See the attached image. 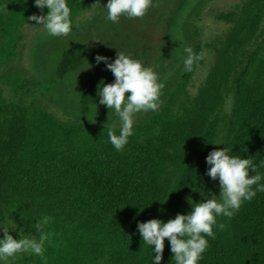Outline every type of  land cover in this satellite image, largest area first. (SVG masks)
<instances>
[{
    "label": "trees",
    "instance_id": "trees-1",
    "mask_svg": "<svg viewBox=\"0 0 264 264\" xmlns=\"http://www.w3.org/2000/svg\"><path fill=\"white\" fill-rule=\"evenodd\" d=\"M96 1L68 0L72 21L90 11ZM8 2L4 14L0 0V224L15 222L25 234L39 237V223L46 237L43 257L25 253L8 264H151V249L138 232V222L153 218L166 222L191 210L188 197L200 202L203 196L194 190L200 187L204 192L210 178L206 174L210 151L225 147L257 165L264 161V0H250L238 13L221 16L234 24L227 42L228 69L222 75L214 72L194 101L186 91L197 64L191 72L183 70L160 111L135 124L134 135L119 152L108 141L113 127L62 121L39 105L7 96L4 84L15 86L19 94L20 78L4 75V69L17 61L24 30L36 22L28 17L47 12L41 13L34 0ZM101 2L105 18L107 0ZM186 2L153 0L150 9L164 7L165 12V7L175 6L176 12ZM151 19L159 25L157 18ZM101 21L100 16L95 39L101 34ZM153 31L150 47L159 50L157 35L162 37L164 32H158V27ZM139 35L135 33L138 42H132L133 57L143 56L144 64L156 70L165 56L156 61L152 52L147 59V46ZM100 37V41L83 37L80 44L60 43L52 50L58 55L59 78L83 73L79 98L85 111L101 105L97 97L101 80L115 79L103 62L96 65L97 54L109 62L117 56L103 42L108 35ZM194 52H201L200 44ZM228 90L234 94V106L230 115H223L220 108ZM182 96L191 107L185 103L182 114L175 113ZM101 106L108 117L116 116ZM169 167L176 168L170 190L163 182ZM259 171L264 173V168ZM218 223L224 228L214 229L215 238H208L200 264H264V192L245 202L233 217L218 218ZM173 255L166 238L161 264H175Z\"/></svg>",
    "mask_w": 264,
    "mask_h": 264
},
{
    "label": "rangeland",
    "instance_id": "rangeland-1",
    "mask_svg": "<svg viewBox=\"0 0 264 264\" xmlns=\"http://www.w3.org/2000/svg\"><path fill=\"white\" fill-rule=\"evenodd\" d=\"M248 1L250 0H187L176 12L177 7L175 6L165 7V12L164 7L158 10L149 9L142 18H132L129 23L126 17H121L118 23L113 24V22L106 21L103 18V3L101 0H97L90 11L73 21L74 31L65 37H52L47 34L43 26L36 25V22L31 23L24 30V44L17 61L11 67L4 69V75H10L16 79L20 78V84L18 83V86H20L19 94L14 90L15 86L4 84L7 96L12 101L24 99L28 104L39 105L62 121L73 123L94 122L101 126L113 127L116 125V128H118V117H108L101 105H93L92 108L86 111L82 109L79 94L82 88L83 73L77 72L65 79L59 78L56 69L58 55L54 52L55 50L52 51L54 46L60 43L80 44L83 37L95 39L96 25L99 23L101 16L103 27L100 25V32L102 35H108V38L103 39V42H108L113 50H119L126 54L131 53L134 56L136 52L133 51L132 42L134 40L138 42V38L134 37L136 33V35L140 34L141 39H144L142 41L143 45L147 46L145 48L148 52L147 59L151 57L152 52V59L157 57L156 61L163 59L165 56L156 69L160 80L164 83V88L161 90L160 107L154 112L148 111L136 114L135 124H137L160 111L167 102L168 94L173 88L176 78L184 70L183 58L186 55L184 53L186 47H191L194 51L195 46L200 44L201 52L204 54V58L197 63L196 71L187 87L186 93L191 101L196 100L201 95L214 72H219L222 75V72L228 69L231 54L226 52L228 49L227 42L234 24L221 19V16L238 13L240 7ZM5 5H7V9L4 8ZM3 8L4 14L7 13L8 0H3ZM152 17L154 20L157 18L159 25H153ZM117 25L119 26L116 30ZM156 27H158V32L163 29L164 35L162 37L157 35L159 50L156 48L157 46H154V50H152L150 39ZM262 30H264V22ZM100 36H97L95 40L100 41V38H103ZM129 37L132 38L131 41H129ZM137 57L140 59L139 55ZM141 59L144 63L146 62L143 56ZM240 67L241 65H238L235 72ZM229 89H232V79ZM230 90L225 92L224 102L220 108L223 115H230L234 106V94ZM28 91H30V94L25 95ZM184 104L186 108L191 107L185 96H182L178 99L174 112H181L182 114L181 107ZM174 169L176 168L169 167L163 176L164 185L168 190L172 188L175 181L171 182ZM204 193L218 196L219 183L215 184L209 178ZM10 225L11 222L6 224V227ZM19 229L17 227L16 232L9 229V232L14 238H18ZM23 255L25 253L18 254L15 258Z\"/></svg>",
    "mask_w": 264,
    "mask_h": 264
},
{
    "label": "clouds",
    "instance_id": "clouds-1",
    "mask_svg": "<svg viewBox=\"0 0 264 264\" xmlns=\"http://www.w3.org/2000/svg\"><path fill=\"white\" fill-rule=\"evenodd\" d=\"M152 4L153 0H107L104 6L107 10L105 19L118 23L121 17L142 18ZM34 6L41 13L45 9L47 12L33 14L28 20L43 26L48 35L65 37L74 31L68 0H34ZM4 8L7 9V5ZM184 53L185 72L193 71V66L204 58L202 52L195 53L191 47H186ZM95 60L96 65L103 62L115 77L111 83L101 80L97 97L99 104L113 110L118 117V131L114 130V125L107 135L115 150L123 151L129 143V137L134 135L136 114L154 112L160 107L164 83L154 67L146 66L131 53L118 50L113 62H109L108 57L97 54ZM206 164L209 166L207 176L213 181H219L218 196L205 194L199 187L194 191L200 192L204 198L197 203L188 197L191 210L187 214L178 213L175 218L166 222L158 218L138 222V232L151 249V264H161L166 238L170 243V251L174 254L175 264H200L209 247L208 238H215L214 229L224 228L223 223H218V218L233 217L245 202H251L258 192H264V173L259 171L264 168V161L257 165L250 158L232 155L224 147L210 151L206 156ZM250 172L254 174L250 175ZM17 227L15 222L7 227L0 224V231L3 233L0 238V264H8L9 260L15 259L21 253L40 257L44 255L46 237L43 226L39 223L36 225L39 237L31 233L25 234L24 228H20L18 238H14L9 229L16 232Z\"/></svg>",
    "mask_w": 264,
    "mask_h": 264
}]
</instances>
